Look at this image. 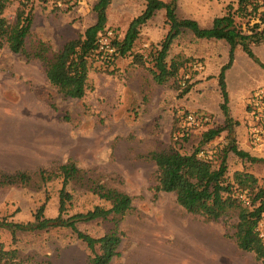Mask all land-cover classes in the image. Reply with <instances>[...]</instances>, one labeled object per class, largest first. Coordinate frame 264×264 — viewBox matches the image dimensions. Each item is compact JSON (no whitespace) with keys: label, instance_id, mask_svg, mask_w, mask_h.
<instances>
[{"label":"rangeland","instance_id":"1","mask_svg":"<svg viewBox=\"0 0 264 264\" xmlns=\"http://www.w3.org/2000/svg\"><path fill=\"white\" fill-rule=\"evenodd\" d=\"M96 2L79 0L71 5L63 0H33V24L27 48L31 50L36 41L42 39L50 44L51 52L59 51L67 41L77 38L96 22ZM231 3L237 5L236 0H180L177 14L181 18H194L201 26L208 27L214 17L227 11ZM145 5V0H111L106 33L100 36V49L111 53L110 42L124 37L131 20L144 10ZM18 6V1H14L5 10L11 22L16 19ZM168 30L165 10H159L141 27L133 53H144L150 59L152 46H159ZM224 42L198 38L190 30H185L174 40L168 60L178 55L190 58L180 72L189 74L190 79L189 90L184 94L177 87L179 78L159 84L150 69L133 64L131 54L117 57L110 66L113 72L93 69L90 87L82 98L66 97L58 92L47 79L40 60H27L22 54L11 52L7 45L0 48V136L4 148L14 147L21 155L19 162L0 161V164L34 170L70 158L79 167L100 176L108 185L129 193L133 197V209L120 223V255L110 264H263L254 252L239 248L235 242L236 212L207 222L186 211L177 202L174 192L155 195L157 167L147 157L158 147L175 146L183 153H191L199 147V156L217 165L222 148L230 140L234 139L240 148H247L241 132L246 128L250 138L248 103L246 113L229 105V112L232 109L238 117H232L230 134L223 131L202 144L203 133L223 126L226 120L221 109L223 98L219 85V73L224 61L229 60V49ZM240 47L238 69L226 71L228 92H231L236 107V102H241L244 97L243 91L249 92L250 100L259 88L251 91L253 81L244 74L240 76L244 57L264 68L261 65L264 64V42L252 46L256 59ZM195 62H201L202 67L195 69L192 66ZM147 65L151 67L153 63L149 61ZM247 112L248 117H243ZM189 113L207 114L210 120L199 126L186 125L189 132L187 139L182 140L176 136L185 129L184 120ZM174 125L178 129L173 135ZM10 141L15 144H8ZM249 145L256 146L254 143ZM255 152L262 154L264 148ZM22 157L25 160H21ZM250 167L262 183L264 163L254 166L233 152L229 153L228 178H233L236 170ZM61 186V179L49 181L38 189L34 185L0 186V219L28 222L33 220L37 208L44 202L46 216H56ZM68 189L73 198L67 215L90 210L96 205L110 206L91 191L72 186ZM112 226V221L103 219L78 224L80 230L95 237L104 235ZM0 248L19 251L14 264L20 259L30 264H89L88 258L92 254L87 243L70 228L14 231L0 227Z\"/></svg>","mask_w":264,"mask_h":264},{"label":"trees","instance_id":"2","mask_svg":"<svg viewBox=\"0 0 264 264\" xmlns=\"http://www.w3.org/2000/svg\"><path fill=\"white\" fill-rule=\"evenodd\" d=\"M18 1L16 19L11 22L5 15L7 7ZM48 2L49 0H39ZM58 1V0H55ZM66 4H76L79 0H63ZM144 10L134 17L123 38H114L109 50H101L100 36L106 33L108 22L107 9L111 0H97L94 10L97 20L89 25L83 34L67 41L57 52H51L48 42L38 39L31 50L27 48V38L31 34L33 24V0H0V48L8 46L13 53L22 54L27 60L38 59L44 66L47 79L58 92L66 97L82 98L90 87V73L93 69L113 72L110 66L117 57L133 55V64L150 69L154 80L163 84L171 79H178L177 87L181 94L189 90V81L182 85L186 61L181 55L168 60L169 51L174 40L185 30H190L198 38L225 40L229 45V60L219 73V85L223 101L221 109L226 120L223 126L210 128L203 133L202 144H205L223 131L231 133L233 118L229 112V92L226 82V71L233 65L238 46L256 59L253 45L264 42V0H236V6L229 4L227 11L214 17L208 27H203L194 18H181L177 14L179 0H145ZM71 5L68 7L70 8ZM159 10H165L169 30L159 46H152L150 59L144 53H133V48L140 36L141 27ZM101 61V64H99ZM153 65L149 67L148 62ZM192 61V60H191ZM264 67V64L261 63ZM189 67V64H187ZM178 81V80H177ZM173 126V135L177 131ZM187 139L186 135L181 137ZM200 148L191 153H183L175 146L168 149L158 147L147 157L156 164V178L153 189L159 192H174L177 202L189 213L202 217L205 221H217L236 212L237 222L234 224L233 237L238 247L254 252L257 259L264 264V240L260 238L256 228L264 213V178H259L247 170H236L233 178H228V156L233 152L242 160L251 163H264V157L251 154L240 148L232 139L219 156L216 165L209 159L199 156ZM61 179L59 190V211L56 216L45 214L46 202L42 203L34 213L33 220L13 222L0 219V227L21 231H37L51 228H70L77 233L79 239L87 243L92 250L89 264H110L115 256L120 255L122 231L120 223L133 209V197L118 188L107 184L100 176L83 169L73 159H67L52 166H40L34 170H3L0 168V186H31L41 188L47 182ZM82 189L97 194L109 202V207L96 205L94 208L67 215V209L73 194L68 189ZM243 196H246L245 198ZM48 198V197H47ZM103 219L113 222L112 228L102 236L95 237L78 228L79 223ZM19 258L17 249L0 248V263L14 264ZM16 264H30L24 260ZM37 264V263H34Z\"/></svg>","mask_w":264,"mask_h":264},{"label":"crops","instance_id":"3","mask_svg":"<svg viewBox=\"0 0 264 264\" xmlns=\"http://www.w3.org/2000/svg\"><path fill=\"white\" fill-rule=\"evenodd\" d=\"M180 1V0H179ZM179 1H178V3H179ZM219 40V39H218ZM225 41V40H224ZM225 43V46L226 47H228V49H229V45H228V43L225 41L224 42ZM241 50V47L240 46H238V48L236 49V52H235V60H234V63H233V65L229 68V70L231 69V68H237V64H238V60H237V56H238V52ZM228 62V60H225L224 61V63H227ZM263 61V63H264V60H262ZM243 63H244V67L243 66H241V69L240 70H242V72H240L239 71V73H240V76H242V74H244L243 76L245 77L246 76V78H247V76H249V79H251L253 82H252V86L253 87H251V91L253 90V89H256V87L258 88V87H261V86H264V68H262L257 62H253L252 60H248V58H246V57H244V60H243ZM242 63V64H243ZM240 68V67H239ZM248 68H250L252 71H248ZM238 69V68H237ZM248 74V75H247ZM227 80V87H228V90L230 89V87H229V79L227 78L226 79ZM246 86V85H245ZM245 86H244V88H245ZM249 92H246V91H243L242 92V94H243V99L241 100V102H236V104H237V106L238 107H236L235 106V103L233 104V100L231 99V92L229 91V95H230V100H229V105L231 106H233V107H235L236 109L237 108H241V110L242 111H244L245 113H246V111H247V109H246V103H248V101H249V98H248V96H250L249 94H248ZM231 106V107H232ZM237 113H239L238 111H237ZM230 115H231V117H234V118H236V119H238V117H236V115H234V113H233V110L231 109V113H230ZM244 116H246L245 118H247L248 117V112H247V115H243V117ZM244 118V119H245ZM224 119H226V117H224ZM242 119V118H241ZM1 127H0V132H1ZM237 129H238V127H237ZM1 135V134H0ZM241 137L243 138V141L245 142V143H247V148H244L245 150H247V151H249L251 154H253V155H256V156H262V157H264V153L263 152H261L262 154H258V153H256L255 151H262V148H264V144H260V145H256L255 147H251L250 145H249V143H252V141H249L250 140V138L248 137V133H247V130H246V128H243L242 129V132H241ZM239 138V137H238ZM8 144H15V142H13V141H10V142H8ZM3 151H6L5 153L3 152ZM19 156H21L20 155V153H18L17 151H16V149H14V147H5L4 148V144H3V138H2V136H0V161H6V162H9L10 163V161H15V162H19ZM9 158V159H8ZM23 158V157H22ZM21 160H25L24 158L23 159H21ZM250 164H252V165H257L258 163H251L250 162ZM2 167V168H1ZM0 168L1 169H3V170H17V169H33V168H28V167H24V166H19V165H13V166H11V165H6V166H3V165H1L0 164ZM241 169V168H240ZM241 170H244V169H241ZM247 171H250V172H252V173H254V169H253V167H250V168H247L246 169ZM255 174V173H254Z\"/></svg>","mask_w":264,"mask_h":264},{"label":"built area","instance_id":"4","mask_svg":"<svg viewBox=\"0 0 264 264\" xmlns=\"http://www.w3.org/2000/svg\"><path fill=\"white\" fill-rule=\"evenodd\" d=\"M62 1V0H58ZM195 69L202 67L201 62H195L192 65ZM189 79V74H185V79L182 82L183 86H186V80ZM249 114H250V139L252 143L256 145L264 144V86L259 87L248 102ZM210 120L207 114L189 113L186 115L184 124L185 129L176 136L181 138L183 135H187L189 132V126H199L202 123H206ZM189 125V126H186ZM244 197V196H243ZM261 239L264 240V213L259 220L256 228Z\"/></svg>","mask_w":264,"mask_h":264}]
</instances>
